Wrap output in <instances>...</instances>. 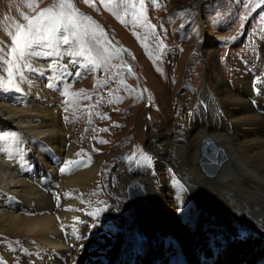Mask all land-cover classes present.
<instances>
[{
	"label": "bare ground",
	"instance_id": "1",
	"mask_svg": "<svg viewBox=\"0 0 264 264\" xmlns=\"http://www.w3.org/2000/svg\"><path fill=\"white\" fill-rule=\"evenodd\" d=\"M203 31L202 49L210 42L205 26ZM40 49L24 58L27 71L16 95L6 92L9 79L0 77V238L9 244L0 245V264H143L159 242L163 252L153 264H201L202 253L215 255L212 264H256L264 256V85H251L245 74L232 87L210 66L216 89L202 96L209 111L187 106L185 120L191 122L183 139L151 141L158 178L140 168L112 178L117 209L105 215L110 222L91 239L100 220L91 213L98 199L87 200V194L103 188L110 195L111 162L92 153V162L81 160L75 144L77 134L85 137L81 126L87 121L77 119L80 129L71 131L67 102L61 101L68 61ZM169 84L166 79L165 91ZM120 125L103 141L110 145L123 138ZM206 137L226 154L215 176H207L200 163ZM136 182L144 188L154 223L134 217L128 188ZM140 228L152 231L149 244ZM248 231L258 238L243 236ZM116 234L118 240L110 241ZM234 235L243 237L217 247Z\"/></svg>",
	"mask_w": 264,
	"mask_h": 264
},
{
	"label": "rangeland",
	"instance_id": "2",
	"mask_svg": "<svg viewBox=\"0 0 264 264\" xmlns=\"http://www.w3.org/2000/svg\"><path fill=\"white\" fill-rule=\"evenodd\" d=\"M49 8L57 24L46 14L34 29L45 35V29L58 28L39 48L68 61L61 101L67 102L71 131H79V118L87 121L81 126L86 135L77 134L75 146L82 161L92 162L88 158L92 153L99 161L111 162L106 187L110 195L103 188L87 194V200L98 199L91 213L100 225L89 235L92 239L110 222L105 215L117 209L112 202V178L134 168L158 178L148 146L155 137L184 138L191 122L185 120L186 107L209 111L202 96L214 94L215 76L232 87L245 74L251 85H264V0H0V77L9 79L4 89L10 94L23 87L22 74L27 71L24 59L13 51L12 37L19 25L27 26L29 19ZM204 26L210 42L202 49ZM166 79L171 82L168 91L164 90ZM236 87L242 89L239 84ZM120 122L123 138L110 145L104 142ZM229 230L225 229L233 234ZM249 235L257 239L259 233L248 231L243 236ZM243 236H232L217 247ZM108 238L116 242L118 235ZM1 244L9 245L0 238ZM163 247L159 242L147 252L143 264H153Z\"/></svg>",
	"mask_w": 264,
	"mask_h": 264
},
{
	"label": "water",
	"instance_id": "3",
	"mask_svg": "<svg viewBox=\"0 0 264 264\" xmlns=\"http://www.w3.org/2000/svg\"><path fill=\"white\" fill-rule=\"evenodd\" d=\"M202 151H203V155L201 157V162H200L202 168L208 175L215 176L218 170L220 169L221 165L223 164V162H225L226 160V156L223 149L219 147L212 138L206 137L203 140ZM128 191L132 203L131 205L133 208L132 212L134 214V217L136 218V221L138 219L139 221H143L144 220L143 217L144 218L147 217V219H151V222L155 220L156 216H154L155 218H153V214L149 209L150 206L147 202L146 194L141 183L139 182L133 183L132 185L129 186ZM143 222L146 223L145 221ZM155 228L157 230L156 224H155ZM139 230L146 239L147 243H150L153 237L151 235L149 236L147 235V232L149 231H146L142 228H140ZM151 232L152 231L150 230L149 234H151ZM157 234L158 232H156L154 236Z\"/></svg>",
	"mask_w": 264,
	"mask_h": 264
},
{
	"label": "snow or ice",
	"instance_id": "4",
	"mask_svg": "<svg viewBox=\"0 0 264 264\" xmlns=\"http://www.w3.org/2000/svg\"><path fill=\"white\" fill-rule=\"evenodd\" d=\"M49 14V19L52 21L53 25L57 24L56 14L52 10L44 9L38 13L35 17L28 20L27 26L19 25L13 39V51L18 55V57L23 60L26 56L31 55V50L35 47H39L42 41H49L50 37L54 32L58 30L57 27H52L45 29V35L40 34L39 29H34V24L40 21L41 17ZM64 43H68V37H62ZM50 46V45H49Z\"/></svg>",
	"mask_w": 264,
	"mask_h": 264
}]
</instances>
